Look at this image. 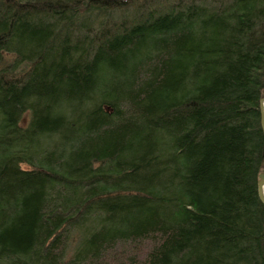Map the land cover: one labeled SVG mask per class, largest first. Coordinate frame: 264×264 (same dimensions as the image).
Instances as JSON below:
<instances>
[{
	"label": "trees",
	"instance_id": "16d2710c",
	"mask_svg": "<svg viewBox=\"0 0 264 264\" xmlns=\"http://www.w3.org/2000/svg\"><path fill=\"white\" fill-rule=\"evenodd\" d=\"M262 98L264 0H0V264H264Z\"/></svg>",
	"mask_w": 264,
	"mask_h": 264
},
{
	"label": "water",
	"instance_id": "95a60500",
	"mask_svg": "<svg viewBox=\"0 0 264 264\" xmlns=\"http://www.w3.org/2000/svg\"><path fill=\"white\" fill-rule=\"evenodd\" d=\"M260 128L264 138V98L259 101ZM256 194L259 201L264 204V173H260L256 182Z\"/></svg>",
	"mask_w": 264,
	"mask_h": 264
},
{
	"label": "rangeland",
	"instance_id": "374dc122",
	"mask_svg": "<svg viewBox=\"0 0 264 264\" xmlns=\"http://www.w3.org/2000/svg\"><path fill=\"white\" fill-rule=\"evenodd\" d=\"M26 117H27V115H26V114H24V115H23V117H22V122H25V119H26ZM21 166H22L23 168H25V167H26V166H25V165H23V164H22Z\"/></svg>",
	"mask_w": 264,
	"mask_h": 264
}]
</instances>
